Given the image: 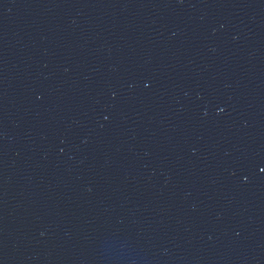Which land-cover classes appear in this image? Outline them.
<instances>
[{
    "label": "water",
    "instance_id": "95a60500",
    "mask_svg": "<svg viewBox=\"0 0 264 264\" xmlns=\"http://www.w3.org/2000/svg\"><path fill=\"white\" fill-rule=\"evenodd\" d=\"M0 264H264V0H0Z\"/></svg>",
    "mask_w": 264,
    "mask_h": 264
}]
</instances>
